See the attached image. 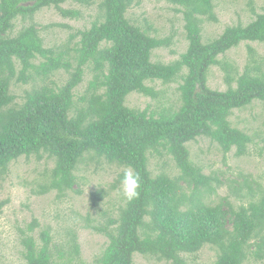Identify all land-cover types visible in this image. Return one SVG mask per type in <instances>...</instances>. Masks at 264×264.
<instances>
[{"label": "trees", "instance_id": "trees-1", "mask_svg": "<svg viewBox=\"0 0 264 264\" xmlns=\"http://www.w3.org/2000/svg\"><path fill=\"white\" fill-rule=\"evenodd\" d=\"M66 1L0 0V184L11 163L44 157L53 160V167L37 193L65 197L67 192L79 193L74 187L81 164L104 160L134 171L140 187L134 200L125 199L115 215L89 228L107 238L93 264H133L135 255L184 264L182 255H195L204 246L216 252L212 264L263 260L264 180L241 174L239 181H228L229 196L213 203L210 197L223 182L216 174H203L187 144L206 138L219 147L224 160L232 149L237 158L248 155L253 139L233 128L229 117L255 101L264 103V73H256L261 64L251 57L252 71L246 68L233 79L218 56L241 42L264 43V11L248 25L227 27L218 38L203 43V21L217 23L213 1L166 0L181 15L187 48L178 59L163 64L151 62V54L167 48L171 37L150 36L129 22L126 12L135 0H100L88 29L70 34L63 48H45L33 17L44 8H54L63 18L78 17L77 11L61 8ZM18 20L22 27L15 32ZM222 65L228 85L224 92L207 85L211 67ZM87 69L92 77L86 93L75 101ZM60 71L68 77L57 86L51 77ZM156 81L178 83L176 109L154 113L125 106L132 93L153 98L147 83ZM29 82L33 86L17 104L12 84ZM163 152L178 175L152 176L149 157ZM124 172L112 188L121 184ZM104 195L102 190L90 194L94 210ZM6 203L0 202V215ZM37 228L33 220L20 231L25 263L55 264L53 247L62 264H70L78 254L75 235L58 250L50 228L40 232V245L35 242L31 234Z\"/></svg>", "mask_w": 264, "mask_h": 264}, {"label": "rangeland", "instance_id": "rangeland-1", "mask_svg": "<svg viewBox=\"0 0 264 264\" xmlns=\"http://www.w3.org/2000/svg\"><path fill=\"white\" fill-rule=\"evenodd\" d=\"M89 3L67 0L61 8L78 12L76 18H63L54 8H44L35 13L33 24L42 38L45 48H63L68 44V37L76 30L88 29L98 15L100 0H88ZM215 6L217 23L203 21L201 25L202 42L207 43L218 38L227 27L246 26L257 14L264 11V0H212ZM175 7L166 0H135V4L126 12L129 22L150 36L165 39L171 37L167 48H159L152 52L151 62L168 64L178 59L187 48V41L183 30L181 15L174 12ZM25 24H29L28 22ZM61 25H64L62 27ZM67 26V27H65ZM22 27L18 20L14 31ZM251 50V56L249 54ZM254 58L259 65L256 73H264V43L241 42L224 55L218 56L221 64L227 66L230 76L235 79L248 68L253 66L249 60ZM39 60L35 61L38 63ZM230 66V68H229ZM185 72V71H184ZM68 75L60 71L51 77V81L60 86ZM92 77L91 72L85 70L82 83L74 92L75 101L86 93L87 83ZM224 66H213L209 70L207 85L212 90L224 92L228 89L225 82ZM33 84L13 83L11 93L15 102L21 104L25 92ZM155 93L154 97L132 93L127 96L125 106L134 110H148L159 113L163 109H176L179 106L178 83L162 84L159 81L147 83ZM235 86L233 82L232 87ZM233 128L248 134L253 142L249 146L248 155L237 158L234 149L223 159L219 147L206 138H198L187 144L192 161L202 168L204 175L216 174L223 185L210 197L213 203L220 198L229 196L228 181H239V175H249L253 179L263 181L264 178V103L255 101L243 109L233 110L229 117ZM149 171L152 176L166 173L170 177L178 175L173 160L162 153L161 157H149ZM53 160L35 157L20 158L11 163L8 172L0 184V202L7 201L0 215V264H26L22 258L21 230H26L33 220L38 228L31 234L35 242L40 245V232L50 228L53 246L58 250L66 248L71 234L75 235L78 254L70 264H93L103 251L107 238L93 232L92 225L115 215L117 207L125 200L122 185H116L117 177L127 169L109 165L104 160H86L75 173L77 176L74 190L79 193L67 192L65 197H57L56 192L38 194V185L43 184L50 170ZM96 190L105 192L103 200L94 210L90 204V194ZM107 214L104 217L103 212ZM71 232H67V231ZM55 264H62L56 251L52 247ZM68 258L67 254L65 255ZM184 264H212L216 258L213 248L204 246L195 255H182ZM133 264H170L153 258L135 255ZM243 264H264L261 261L248 260Z\"/></svg>", "mask_w": 264, "mask_h": 264}, {"label": "clouds", "instance_id": "clouds-1", "mask_svg": "<svg viewBox=\"0 0 264 264\" xmlns=\"http://www.w3.org/2000/svg\"><path fill=\"white\" fill-rule=\"evenodd\" d=\"M121 185L125 199L130 202L139 195L140 177L134 171L127 170L122 176Z\"/></svg>", "mask_w": 264, "mask_h": 264}]
</instances>
